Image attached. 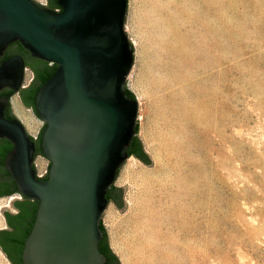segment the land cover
<instances>
[{
  "label": "rangeland",
  "instance_id": "obj_1",
  "mask_svg": "<svg viewBox=\"0 0 264 264\" xmlns=\"http://www.w3.org/2000/svg\"><path fill=\"white\" fill-rule=\"evenodd\" d=\"M124 27L151 166H119L125 206L107 200L100 218L111 250L120 264H264V0H126ZM10 108L36 138L44 122L18 92ZM33 163L41 176L49 159Z\"/></svg>",
  "mask_w": 264,
  "mask_h": 264
},
{
  "label": "water",
  "instance_id": "obj_2",
  "mask_svg": "<svg viewBox=\"0 0 264 264\" xmlns=\"http://www.w3.org/2000/svg\"><path fill=\"white\" fill-rule=\"evenodd\" d=\"M57 3L60 9L47 7L48 1L0 0V58L18 41L34 61L57 65L34 97L45 123L40 147L49 159L47 171L37 176L33 163L43 125L33 138L17 116L4 115L11 96L0 95V137L13 145L4 165L17 191L38 201L23 264H104L99 241L105 194L138 127V102L125 85L134 51L124 27L126 0ZM24 69L20 55L0 60V90L19 94ZM145 159L140 160L151 166ZM123 191L121 186L110 192L120 210Z\"/></svg>",
  "mask_w": 264,
  "mask_h": 264
},
{
  "label": "flooded vegetation",
  "instance_id": "obj_3",
  "mask_svg": "<svg viewBox=\"0 0 264 264\" xmlns=\"http://www.w3.org/2000/svg\"><path fill=\"white\" fill-rule=\"evenodd\" d=\"M48 1L49 8L54 6V2L57 0ZM11 44L5 48L1 58H7L13 55H20L23 58L25 67H29L32 71V82L35 85V68H41L40 62H36L31 58V54L27 50H21L19 42ZM26 49V48H25ZM0 58V60H2ZM32 63H31V62ZM38 63V64H37ZM29 65V66H28ZM29 83L23 88V91H28L30 87ZM7 88V87H5ZM7 143V138L0 137V155L1 147ZM137 149L141 151V148L137 146ZM6 167L0 160V172L3 176H0V198L6 197L9 199L10 205L0 208V254L4 257L8 264H23L21 259V253L24 246V241L27 238L31 226L35 218L36 200H31L15 190L12 177L7 175ZM11 206V208L9 207ZM37 208V207H36ZM99 245L102 246L106 253H103L106 257L104 264H118L117 259L113 255V251L108 243L107 237L102 236ZM110 248V249H109Z\"/></svg>",
  "mask_w": 264,
  "mask_h": 264
},
{
  "label": "trees",
  "instance_id": "obj_4",
  "mask_svg": "<svg viewBox=\"0 0 264 264\" xmlns=\"http://www.w3.org/2000/svg\"><path fill=\"white\" fill-rule=\"evenodd\" d=\"M56 8L60 9L57 1H55L54 2V6H52V9H56ZM20 48H21V50H27L23 46H21ZM39 62H41V68H39V69H36L35 68L34 69L35 70V81H37V83L34 85L33 82H31L30 87L31 86L32 87L29 88L28 91H23V89L19 91V94H20V97H21V100H22L23 104L25 106H27V107H32V109H33V111L35 112L36 115H37V112H36L35 104H34V97H35L36 91L39 88V86L48 77H50V75L54 72V70H55V68L57 66L55 63H49L48 61L43 60V59H41ZM12 94H13V91L11 89H9V88H2L0 90V95L8 96V98ZM126 94L129 97L135 98L134 97V94L132 93V91L129 90L127 87H126ZM4 115L6 117H8V118L14 117V115L11 113V108H10V102L9 101H8V103L5 106ZM44 126H45V123H43V126L40 129V132H39V135H38V139L37 140H34L32 138L35 141V151H34V155H36L38 153H41L42 154V150H41V147H40V134H41V131H42V129H43ZM135 129H136V134L133 136L132 141H131V143L129 144V146L127 148V154H128V156L134 155L135 157H137V158L145 161L146 160L145 157L147 155L144 152V150L142 148V144H141V142H140V140H139V138L137 136V129H138L137 124L135 126ZM12 146H13L12 143L7 139V143L4 146L1 147L0 160H1V163L2 164H4V156H5V154L7 153L8 150H10L12 148ZM137 146H139L141 148V151L137 149ZM118 169L116 170L115 176L118 173ZM6 173H7V175H9L11 177V175L8 172V170H6ZM47 175H48V173L46 175H44L43 178H47ZM12 181H13V185H14L15 190H17L16 184H15V182H14L13 179H12ZM113 189H116V187H114L113 185H111V187L107 189L105 196H106L107 200H114L116 203H118V198L111 196V193L110 192ZM36 205H38V201L37 200H36ZM36 207L37 206H35L34 209H36ZM100 229L102 230V233H103L102 236L107 237L106 230H105L103 224L101 223V221H100ZM99 250L101 252H103V253H106V250L102 246H100V245H99ZM113 255L117 259V256L115 255L114 252H113Z\"/></svg>",
  "mask_w": 264,
  "mask_h": 264
},
{
  "label": "bare ground",
  "instance_id": "obj_5",
  "mask_svg": "<svg viewBox=\"0 0 264 264\" xmlns=\"http://www.w3.org/2000/svg\"><path fill=\"white\" fill-rule=\"evenodd\" d=\"M12 103H13L14 108H15L16 110H19V109H20L17 100L13 99V100H12ZM0 206H1V205H0ZM152 214H153V213H148V214H147V215H148V218H151V217H152ZM168 242H170V241H168ZM152 246L154 247L156 253H157V249H158V255H159L160 257H163V255H162L161 253L169 252V251H167V250H170L171 247H172V245L170 244V245H169L170 248L164 250V249H161L156 243H155L154 245H152ZM167 246H168V245H167ZM156 248H157V249H156ZM160 252H161V253H160ZM1 258H2V255L0 254V264H4V262L2 261Z\"/></svg>",
  "mask_w": 264,
  "mask_h": 264
},
{
  "label": "built area",
  "instance_id": "obj_6",
  "mask_svg": "<svg viewBox=\"0 0 264 264\" xmlns=\"http://www.w3.org/2000/svg\"><path fill=\"white\" fill-rule=\"evenodd\" d=\"M38 176V175H37Z\"/></svg>",
  "mask_w": 264,
  "mask_h": 264
}]
</instances>
